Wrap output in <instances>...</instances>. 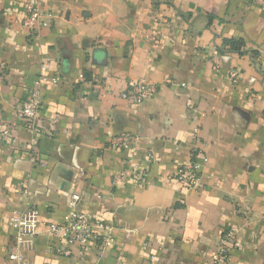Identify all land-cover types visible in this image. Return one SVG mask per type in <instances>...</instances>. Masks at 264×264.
I'll use <instances>...</instances> for the list:
<instances>
[{"label": "crops", "instance_id": "1", "mask_svg": "<svg viewBox=\"0 0 264 264\" xmlns=\"http://www.w3.org/2000/svg\"><path fill=\"white\" fill-rule=\"evenodd\" d=\"M27 1L0 0V131L12 130L0 142V264H13L10 218L26 206L23 187L40 211L41 233L20 249L32 264H214L210 253L232 227L233 264H264V9L250 0H43L51 23L33 33ZM43 64L41 132L32 133L17 110ZM140 80L157 84L156 96L123 99ZM195 127L207 161L202 187L185 189L175 174ZM122 131L137 136L135 148H109ZM137 168L148 173L142 182ZM121 169L130 175L115 184ZM74 193L78 209L110 228L105 252L52 249L61 243L46 225L65 218Z\"/></svg>", "mask_w": 264, "mask_h": 264}, {"label": "built area", "instance_id": "2", "mask_svg": "<svg viewBox=\"0 0 264 264\" xmlns=\"http://www.w3.org/2000/svg\"><path fill=\"white\" fill-rule=\"evenodd\" d=\"M256 6L264 9V0H250ZM52 14L44 8L43 0H28L26 5V17L23 24L31 32L49 26ZM216 70L220 69L219 61H214ZM47 66L43 64L40 67L41 73L29 91L26 100L18 108V116L25 120L27 129L32 133H39L41 129L38 125L39 111L42 107L44 82L49 79L46 74ZM233 82L238 83L241 78V72L237 68H232L228 76ZM58 77L52 78L58 81ZM183 86L189 83H183ZM158 92V86L145 80H140L130 84L121 92V97L131 103L141 104L154 96ZM252 96L255 94L252 93ZM193 106H190L192 108ZM12 137V130L5 128L0 131V142H7ZM138 138L129 131L119 132L111 137L109 148L132 149L135 148ZM201 143L200 128L195 127L192 131V149L190 160L182 165L175 174L185 189H199L202 187V171L207 161L203 157L199 159ZM36 154L32 155V160L37 161ZM130 175L127 169H121L114 176V183L124 182ZM139 182L148 176L144 170L137 168L135 173ZM22 196L26 198V206L10 218V224L15 229L16 251L9 253V259L13 264H32L23 260L20 256V249L29 238H35L41 233L40 229V211L31 202H29V189H21ZM28 199V201H27ZM80 195L74 193L71 198V209L65 218L61 221L48 223L46 225L49 235L57 236L61 243L52 249L56 254L69 256L72 254L71 246H78L82 249L94 245L99 253H103L114 242L110 233V228L106 227L101 220H92L88 214L78 209ZM239 230L235 227L228 229L217 241L215 247L210 253V260L214 264H233V251L237 246Z\"/></svg>", "mask_w": 264, "mask_h": 264}, {"label": "trees", "instance_id": "3", "mask_svg": "<svg viewBox=\"0 0 264 264\" xmlns=\"http://www.w3.org/2000/svg\"><path fill=\"white\" fill-rule=\"evenodd\" d=\"M227 42L231 43L232 48H235V49H240L241 48V42L240 41L229 40Z\"/></svg>", "mask_w": 264, "mask_h": 264}]
</instances>
